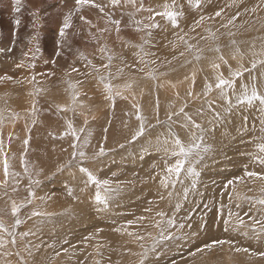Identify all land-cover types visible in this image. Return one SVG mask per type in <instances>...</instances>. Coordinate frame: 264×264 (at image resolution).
Here are the masks:
<instances>
[{
    "label": "rangeland",
    "instance_id": "obj_1",
    "mask_svg": "<svg viewBox=\"0 0 264 264\" xmlns=\"http://www.w3.org/2000/svg\"><path fill=\"white\" fill-rule=\"evenodd\" d=\"M95 2L105 6L104 12L88 5L81 7L72 17L66 46L61 49L57 47L61 42L59 31L64 17L76 8L74 0H20L19 5L16 0H0V49L5 50L0 52V76L12 77L0 81V221L8 232L13 231L17 218L11 215L12 201L26 205L18 214L23 222L14 229L16 246L7 232L0 231L4 242L0 264H18L21 256L28 264H141V260L143 264H264V256L258 255L264 252V236L256 239L246 234L251 232L249 217L257 216L261 207L253 201L264 198V181L245 176L246 171L264 174V165L255 159L260 155L257 145L264 141V110L257 103L233 107L229 112L215 89L218 74L230 79L229 69L234 71L243 65L247 71L235 81L237 91L242 83L255 78L258 91L264 94V65L251 67L253 59H264L252 55L260 53L264 45V0H202L198 9L193 6L195 0L191 5L188 0H178L183 16L180 27L175 29L166 19L158 16L152 21V13L138 10L143 4L144 9L162 11L163 4H171V0H135V5L121 0L116 6L110 0ZM217 11L222 15L209 19ZM81 15L90 24L81 21ZM109 15L121 21L119 33L108 22ZM201 16L205 19L197 26L195 21ZM233 16H237L233 24L221 27ZM16 20L20 21L19 27L14 24ZM152 22L160 27L152 29L149 36L143 25ZM138 27L141 31H136ZM104 28L108 31L101 32ZM209 29L215 33L214 40L208 38ZM33 36L36 40L30 42ZM102 46L115 54L109 68L101 67L109 63L99 51ZM9 47H13L11 53L6 51ZM37 47L36 59L25 61L23 53ZM216 47L219 52L214 50ZM57 51L62 55L57 57ZM220 56L226 57L227 63L220 62ZM21 61L25 66L18 68ZM218 61L219 73L210 66ZM30 63L35 67H29ZM72 67L78 71L72 72ZM120 68L123 72L117 74ZM183 69L195 72L193 86L180 83L164 93L159 79L177 76ZM150 73L157 78L152 79ZM101 76L106 77L103 82ZM206 82L213 85L208 97L203 96ZM105 83L113 86V94L116 90L121 93L115 96L114 103L105 99ZM129 83L132 87L126 89L124 85ZM130 90L138 94L133 95L139 97L137 102L123 96L132 95L126 93ZM189 91H193L192 97L187 95ZM74 92L80 93L75 101L89 112L91 121L85 125L83 113L58 110L73 107ZM208 101L212 102L211 110ZM185 104V112L205 130L204 143L211 151L197 165L200 175L195 181L182 173V183L177 181L175 188L169 183L165 188L161 184V178L167 175L165 165L174 164L177 157L157 150V138L163 141L171 125L184 143L189 142L190 130L177 123L183 122V115L168 120L170 113L178 112ZM133 105L139 106L146 129L136 141H132V135L140 121ZM215 112L221 113L220 119L214 118ZM69 122L80 141H73L70 135L59 138ZM85 138L88 145L82 150L86 158L77 155L74 160L72 144ZM25 139L29 141L27 147ZM101 148L103 156L97 155ZM5 158L9 164L6 184ZM80 167L100 180H109L113 189L119 188L107 208L94 202L96 187L86 186L87 178ZM30 178L39 183L30 185ZM229 180L235 182L225 188ZM13 188L17 191L13 192ZM69 189L72 196L68 195ZM29 190L35 193L30 204ZM34 210L47 215L28 219ZM161 212L163 217L157 215ZM229 212L234 215L225 231L224 220L229 219ZM237 213L244 220V226L239 228ZM259 215L264 216V212ZM170 218L175 227L167 225ZM129 221L133 222L130 226ZM157 221H161L160 226H156ZM118 228L122 231H115ZM26 231L35 235L21 238ZM137 236L144 238L138 240ZM216 240L232 243L197 251ZM25 246L31 249V256ZM236 247L249 251L236 252ZM145 249L149 251L142 256Z\"/></svg>",
    "mask_w": 264,
    "mask_h": 264
},
{
    "label": "snow or ice",
    "instance_id": "obj_2",
    "mask_svg": "<svg viewBox=\"0 0 264 264\" xmlns=\"http://www.w3.org/2000/svg\"><path fill=\"white\" fill-rule=\"evenodd\" d=\"M19 2H20V0H16L17 5H19ZM120 2H121V0H110V4L113 6L118 5ZM129 2L132 3L133 5H135V0H129ZM188 2L190 5L192 4V0H188ZM74 3L76 5L75 10L74 11L70 10L69 13L64 17L63 25L61 26L60 31H59V36L61 37V42L58 43L57 47L61 48V49L64 46H66L67 30L72 27V17H73V15L76 14V12H79L81 7L88 5L92 8H98L101 13H103L104 9H105L104 5H100V4L96 3L95 0H74ZM193 6L196 9L200 8L202 6V0H195ZM162 7H163L162 11H154L151 7H149L148 9H144L143 4H141L139 6L138 10H146V11L152 13V15L150 17V19L152 21H155V18L159 16V17H162V18L166 19L167 21H169L172 28H174V29L179 28L180 27L179 21H180V18L183 16V12L180 10L182 8V5L180 3H178V0H171V4L166 2L163 4ZM18 10L19 9L17 8V11ZM221 15H222V11H217V12H215L214 17H209V19H214L215 17H219ZM79 18L84 23L90 24V21L86 20L84 16L81 15ZM204 19H205V17L201 16L199 20L195 21L196 25L199 26L204 21ZM236 19H237V16H233L232 18H230L228 20L227 24H222L221 27L227 28L228 25L233 24ZM108 22L110 24L115 25L116 31H117V33H119L121 21L112 19L111 15H109ZM136 23L139 24L140 22L137 21ZM14 24L16 27H19L20 21L16 20V21H14ZM158 27H160V25L155 23V22L143 25V28L145 30H148L149 36H151V30L156 29ZM100 31L104 32V31H108V29L104 28V29H100ZM136 31H141V29L138 27L136 29ZM193 31H194V29H193ZM208 32H209L208 38H211L214 40L216 38L215 33H213L210 29L208 30ZM228 34L230 36L235 35V33H232V32H229ZM179 39L183 40V37H179ZM201 39H205V37H201ZM35 40H36V37L33 36L31 38L30 42H33ZM144 43L147 44L148 41L145 40ZM232 43L235 44L236 41L233 40ZM13 45H15V41L13 42ZM190 50H191V46H189V51ZM214 50L216 52H219L220 48L216 47ZM3 51H5V50L0 49V52H3ZM6 51L11 53L13 51V47H9ZM38 51H39V48L37 47L35 49V51H33V49H29L28 51L24 52L23 53L24 60L25 61H34L36 59V52H38ZM99 51L101 53H104L107 56V60L109 62V63L103 64L101 67L109 68L111 61L115 58V54L114 53L109 54V52L111 50H108L103 46L100 47ZM141 51H143V50L141 49ZM236 53H237V55L239 54V49H236ZM55 55L57 57L61 56L62 51H57L55 53ZM144 55H152V54L151 53H144ZM180 55L183 56L184 53L181 52ZM252 55L254 57L264 56V45H262L260 53L253 52ZM81 58L83 59V57H81ZM175 58L176 57H173V59H175ZM199 58H200L199 56L196 57V59H199ZM233 58H236V57L234 56ZM219 59L221 61H223L224 63H227V61H224L223 56H220ZM140 62L141 63H147V61H144V60H141ZM51 63L55 64L56 61L52 60ZM88 63L93 68H96L95 65H92L91 61H88ZM152 63H155V61H152ZM167 63H171V61H167ZM257 63L264 65V59H260L259 61H257L256 59H253L251 62V67L253 69L256 68ZM16 66L18 68L24 67L25 63H24V61H21ZM28 66L29 67H35V64L30 63ZM213 67L215 69H218L220 67V65L214 63ZM71 71L77 72L78 69H76L75 67H72ZM96 71L98 72L99 68H96ZM140 71H143V69H140ZM244 71H247V69H245L243 67V65H241L239 68H237L234 71L229 69L230 79H226L223 77V75H220V74H218L215 77V79H216L215 89L218 90V98L224 102V104L227 106V110L229 112L231 111V109L233 107H239L242 105L253 106L257 103L261 106V110H264V94H262L258 91V86H257L255 78H253L250 83H242L240 85L239 91H237L235 81L237 79H240L243 77ZM122 72H123V68H120L117 74L122 73ZM47 75H51V74H47ZM160 75H164V73H161ZM150 76L152 79L157 78L154 74H151V73H150ZM10 79H12V77L7 76V75L0 76V81L10 80ZM32 79L35 80V77H33ZM105 79H106V77H103V76L100 77L101 82H103ZM185 79H187V77ZM192 81H193V83L195 82L194 74H193ZM70 87L75 88V85H70ZM124 87L126 89H130L132 87V85L129 83V84L124 85ZM173 87H174V85H173ZM104 89L107 93V95L105 96V99L113 101V103H114L115 96L121 95L119 90H116L115 93L113 94V86L109 83L104 84ZM212 92H213V85L211 83L206 82L204 85L203 96L208 97V95ZM79 95H80L79 92H74L73 97H72L73 101H75ZM187 95L189 97H192L193 92L189 91L187 93ZM133 107H135L137 110L136 111V119L138 121H140V125H139L138 130L132 135V141H136L138 138L144 136L146 129H145V124H144V118L140 114L139 106L133 105ZM186 107H187V104L181 106L179 108L178 112L170 113L168 116V120L172 121L173 116H180L181 114L183 115V122L177 121V123L180 124L181 128H185V129L190 130L189 142L184 143L180 139V137L172 131L171 125L169 126L167 136L163 141H161L159 138H157V144H156L157 150L164 152L166 156L177 157L174 164H172V165L166 164L165 165L164 171L167 173V175L161 178V184L165 188H167L169 186V183H171L173 188H175V184L177 181H180L182 183L183 181L180 180L182 173H186L187 177H191V178H193V181H195V179L198 178L200 175L199 171L197 170V165H199L203 161L205 155L211 151L210 146H208L207 144L204 143V139H205L204 132H205V130L201 127L200 124L195 122L188 113L185 112ZM208 107L210 110L212 109V102L211 101H208ZM58 110L59 111H67V109H64V108H60ZM33 111H35V104H33ZM200 112L202 113L203 109H201ZM220 116H221V113H219V112L214 113L215 119H217V120L220 119ZM33 123H35V121H33ZM85 123H87V120H85ZM80 131L83 132L84 129H80ZM105 131H107V129H105ZM66 135H70L73 138V141H80V137L77 135V132L73 128V125L71 122H69L67 125V131L62 133L59 138L62 139ZM23 143H24L25 147H27V145L29 143L28 139H25L23 141ZM87 145H88L87 138H85L79 144L74 142L72 144V148H73L72 158L75 160L77 155L81 159L86 158V153L82 149L87 147ZM2 151H3V148H2V146H0V152H2ZM257 152L260 155H258L255 158L256 162H258L261 165H264V141H262L261 143H259L257 145ZM97 155H99V156L105 155L104 149L101 148L100 152ZM21 162L23 163V157L21 158ZM3 171H4V182L6 184L8 181V177H9V164H8L7 158H5L3 161ZM25 171L27 172L28 169L25 168ZM79 171L83 175H85L87 178L86 179V186L90 184V185H93L96 187V192L94 195V202L97 205H102L105 208H107L109 200L112 198V196L117 191H119V188L113 189L111 187V182L109 180L98 179L91 171H89L88 169H86L84 167H80ZM36 175L38 176L39 173H36ZM245 176L253 177V178L259 179L261 181H264V174H261V173L246 171ZM234 182L235 181H233V180H229L227 182V184L225 185V188H227L228 185H231ZM29 183H30V185L31 184H38L39 180L38 179L32 180L30 178ZM193 187H195V182H193ZM12 191L16 192L17 189L13 188ZM261 191H264V188H262ZM221 194L223 195V193H221ZM5 195H7V192H5ZM27 195H28L27 203L30 204L31 198L35 197V193L33 191L29 190ZM68 195L69 196L73 195V193L70 189L68 190ZM186 195H187V192L185 191V198H186ZM237 198H239V197H237ZM245 199H248V198L245 197ZM253 203L260 205L261 207L259 210H257V212H258L257 216L249 217L252 221L251 225H249L251 232L246 233V234H250L253 238L260 239L262 236H264V216L259 215V213L264 212V198L254 200ZM25 206H26L25 204H17L14 200L12 201L11 215L13 217H17L15 219L12 232H8V229L5 227L3 222L0 221V231L7 232L8 235H10L12 237L11 244L13 246H16V244H17L14 229L19 227L20 224L23 222L21 219L18 218V214L20 213V210L22 208H24ZM176 207H177V209H179V204H177ZM237 207H240V205L237 204ZM252 211H253V209L250 208L249 212H252ZM44 215H47V214L40 212L38 210H34L28 216V219H31L32 217L44 216ZM157 215L160 217H163L165 214L161 212V213H157ZM233 215H234L233 213L229 212V219L224 220L225 231H228V225L230 222V218ZM235 215L237 217V220L239 221V223L236 224V227L239 228V227L244 226L243 218L240 217V215L238 213ZM244 215L248 216L249 213H245ZM138 219L143 220L144 217H139ZM132 223L133 222L129 221L128 225L130 226ZM166 223L169 227H175V222L171 218L168 219ZM160 224H161V221L156 222V226H160ZM179 227L183 228L184 225L181 224ZM189 227H190V225H189ZM115 231H122V229L118 228V229H115ZM163 232H164V229L162 228L161 229L162 238H165L163 236ZM127 234L130 236L133 235V233H131V232H128ZM30 235H35V233L31 232V231H26V232H23L20 234L21 238H26V237H29ZM143 238L144 237H142V236L136 237V239H138V240H141ZM166 238L171 239L172 237L168 236ZM177 238H179V237H177ZM226 243L231 244L232 242L226 241V240H216V241H213L212 243L204 245L203 248H198L197 251L202 252L205 249L210 251L215 246H217V245L223 246ZM3 246H4V242L2 240H0V247H3ZM25 251L28 253L29 256H31V249L29 247L25 246ZM65 251H67V250L65 249ZM148 251H149L148 249H145V252L142 254V256H146ZM235 251L236 252H242V251L248 252L249 250L247 248L236 247ZM59 254L60 253H56V255H59ZM8 255H11V253H8ZM16 255H20V254L16 253ZM193 255H195V253H193ZM253 255H257V253H253ZM258 255L264 256V252L258 253ZM18 264H28V262L24 257L21 256L20 260L18 261ZM96 264H99V261H97ZM141 264H143V260H141Z\"/></svg>",
    "mask_w": 264,
    "mask_h": 264
},
{
    "label": "bare ground",
    "instance_id": "obj_3",
    "mask_svg": "<svg viewBox=\"0 0 264 264\" xmlns=\"http://www.w3.org/2000/svg\"><path fill=\"white\" fill-rule=\"evenodd\" d=\"M218 37V36H217ZM223 58H225L226 59V57H223ZM220 62H222V61H220ZM215 64H219V61L218 62H216ZM192 66V65H191ZM210 66H212L213 67V63H210ZM209 67V66H208ZM207 67V68H208ZM214 68V67H213ZM184 70V72H177V73H180L179 75H177V76H170V75H168V76H166V77H163V78H158L159 79V88L160 89H163L164 90V93L166 92V91H169V90H171L172 88H177V86H180L179 84L180 83H183V84H186L187 82H188V86L189 87H192L193 86V84H192V79L191 78H188V77H190V76H192L193 77V74H195V72L193 71L191 74L190 73H188V72H186L187 71V69H183ZM214 70H218V73L220 72V70L219 69H215L214 68ZM201 72V71H200ZM187 77V79H185ZM202 77V76H201ZM182 80V81H181ZM173 85H174V87H173ZM103 87V86H102ZM104 88V87H103ZM123 90V89H122ZM193 92V91H192ZM126 93H133L132 95H127V94H123V96L125 97V98H127V99H129V100H131V101H138L137 99L139 98V97H133V95H138L137 93H136V91H133V90H130V91H128V92H126ZM74 102V101H73ZM30 104V103H29ZM67 111L68 112H71V111H78L79 113L81 112V113H83L84 114V125L85 124H87V123H89V121H91L90 120V116L88 115V113L89 112H87V110L85 109V105H81V104H79L77 101H75L74 103H73V107H71V108H68V105H67ZM85 120H87V123H85Z\"/></svg>",
    "mask_w": 264,
    "mask_h": 264
}]
</instances>
